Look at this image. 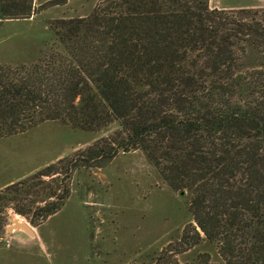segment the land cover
I'll use <instances>...</instances> for the list:
<instances>
[{"label": "trees", "instance_id": "trees-1", "mask_svg": "<svg viewBox=\"0 0 264 264\" xmlns=\"http://www.w3.org/2000/svg\"><path fill=\"white\" fill-rule=\"evenodd\" d=\"M33 12L32 0H0L1 18ZM47 27L33 62L0 64V138L46 121L90 132L115 125L82 159L101 166L138 150L168 187L189 194L191 221L156 264H179L177 254L204 243L224 264H264V8L98 0L88 15ZM57 172L50 165L0 190V232L9 202ZM60 204L40 207L43 218Z\"/></svg>", "mask_w": 264, "mask_h": 264}, {"label": "rangeland", "instance_id": "rangeland-1", "mask_svg": "<svg viewBox=\"0 0 264 264\" xmlns=\"http://www.w3.org/2000/svg\"><path fill=\"white\" fill-rule=\"evenodd\" d=\"M97 2L32 0L37 12L30 17L0 15V64L33 62L51 37L47 21L86 16ZM209 6L254 11L264 0H209ZM114 128L90 132L46 121L0 138V190L50 165L58 171L36 178V186L9 202L0 264H156L180 237L191 221L189 194L168 187L140 151L121 152L101 166L82 159L83 150ZM51 201L61 204L43 218L39 208ZM204 251L209 264H224L209 243L177 254L178 262L201 264Z\"/></svg>", "mask_w": 264, "mask_h": 264}]
</instances>
